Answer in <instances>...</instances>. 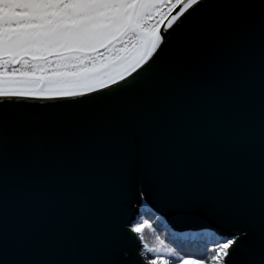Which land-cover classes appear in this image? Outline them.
<instances>
[{"label":"snow or ice","instance_id":"obj_1","mask_svg":"<svg viewBox=\"0 0 264 264\" xmlns=\"http://www.w3.org/2000/svg\"><path fill=\"white\" fill-rule=\"evenodd\" d=\"M74 170L91 195L75 211L67 190L48 200ZM144 172L174 222L220 233L176 237H207L204 258L129 216ZM0 264H264V0H0Z\"/></svg>","mask_w":264,"mask_h":264},{"label":"water","instance_id":"obj_2","mask_svg":"<svg viewBox=\"0 0 264 264\" xmlns=\"http://www.w3.org/2000/svg\"><path fill=\"white\" fill-rule=\"evenodd\" d=\"M35 103V102H25ZM30 110L26 111L28 114ZM54 120L61 123L70 124H82L90 123L103 119V117L97 114L81 113L76 110H59L54 115ZM71 187L68 188V178L56 175L53 177L51 185L48 188V200L49 202L55 201L58 198V194L61 191L67 190V195L74 202L73 211L77 210V207L81 204H86L90 199L91 195L87 189V177L85 174H81L78 171H73L71 177ZM137 184L142 187L143 193L140 196L132 195L128 204L129 216L135 217L136 221L142 215V209L146 206L154 214L162 220L165 225L169 226L171 233L189 234L195 232L206 231L213 233L215 236L220 235L215 228H202L195 226L194 223H177L174 222V218L171 214L165 213L161 210L159 202L154 198L153 192L155 188L154 179L148 172H144L137 177ZM30 188L25 183L23 177H17L11 190V204L12 213L10 222L14 227L26 226L31 215V205L28 200ZM60 209L57 207L47 206L41 210V214L44 217H53L58 214ZM86 222V221H81ZM71 224V219H69ZM236 227H243L242 224L236 225ZM125 242L131 249H135L137 241L128 240L127 237H123Z\"/></svg>","mask_w":264,"mask_h":264},{"label":"trees","instance_id":"obj_3","mask_svg":"<svg viewBox=\"0 0 264 264\" xmlns=\"http://www.w3.org/2000/svg\"><path fill=\"white\" fill-rule=\"evenodd\" d=\"M144 220H149L153 224V227L155 228L156 233L158 235H160V237L163 236L165 243L168 244L170 247L176 248L180 255H188L193 259H197V258L192 257V256H194L195 254H199L201 256H204L203 250H204L205 245L209 249L211 247H213L212 243L209 241V239L207 237H205L204 239H198L195 241L187 240V241H183V242H178L176 237L181 235V234L176 233V232L171 233L169 226L165 225V223L162 220H160L158 218V216L156 214H154V212H152L146 206L142 209V215L138 218V220L136 222H143ZM150 232H151V229H150ZM150 232L148 231V229H145L147 242L149 244H151V243L149 242L148 237L150 236V238L152 239ZM195 233H206V231L195 232ZM189 234H191V233H189ZM216 237H218V236H216ZM153 239H152V241H153ZM153 243H154V241H153ZM199 258H202V257H199Z\"/></svg>","mask_w":264,"mask_h":264},{"label":"rangeland","instance_id":"obj_4","mask_svg":"<svg viewBox=\"0 0 264 264\" xmlns=\"http://www.w3.org/2000/svg\"><path fill=\"white\" fill-rule=\"evenodd\" d=\"M148 231L150 232V229H148ZM150 234H151V236H152V239L154 238V239H153L154 243H156V241H155V237L152 235V230H151ZM156 234H157V233H156ZM157 235H158V234H157ZM159 236H160V235H159ZM148 238H149V242H150L151 244H154L153 241H152V239L150 238V236H149ZM161 238L164 240L163 236H162ZM192 257H195V258H197V259H201V258H199V257L204 258V256H201V255H199V254H195V255L192 256Z\"/></svg>","mask_w":264,"mask_h":264}]
</instances>
